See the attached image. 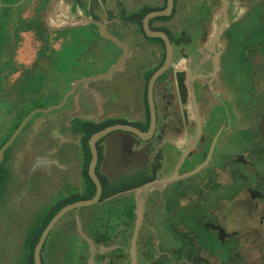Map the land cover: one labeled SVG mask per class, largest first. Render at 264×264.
I'll list each match as a JSON object with an SVG mask.
<instances>
[{
	"label": "flooded vegetation",
	"instance_id": "obj_1",
	"mask_svg": "<svg viewBox=\"0 0 264 264\" xmlns=\"http://www.w3.org/2000/svg\"><path fill=\"white\" fill-rule=\"evenodd\" d=\"M28 1L0 0V264H264V0ZM115 125L145 137L96 142L83 206Z\"/></svg>",
	"mask_w": 264,
	"mask_h": 264
},
{
	"label": "water",
	"instance_id": "obj_2",
	"mask_svg": "<svg viewBox=\"0 0 264 264\" xmlns=\"http://www.w3.org/2000/svg\"><path fill=\"white\" fill-rule=\"evenodd\" d=\"M172 1L173 0H168V6L170 7L172 5ZM161 13L160 12H155V13H152L149 15V17L151 16H154V15H160ZM109 38L112 39V40H115L111 35H109ZM163 70V68H161L155 75H154V78L159 75L161 73V71ZM152 107V106H151ZM153 110V108H152ZM152 117H153V114H152ZM118 129H126V130H129V131H132L134 133H136L137 135H139L140 137L144 138L145 136L143 135V133H141L140 131L134 129V128H131V127H121V126H108L104 129H101L97 132H95L94 134H92L89 138V148H90V152H91V160L89 162V166H88V174L92 180V182L94 183L95 185V193L93 195V197L83 201L81 203V205L83 206H90V205H93L95 203L98 202L100 196H101V193H102V187H101V183L97 177V175L95 174V167H96V163H97V159H98V156H97V150H96V142L101 139L102 137L106 136L109 132L111 131H114V130H118ZM156 183V182H155ZM154 184V183H149V184H146L144 186H142L140 188V195H139V198H138V208L141 209V205H142V198L144 196V194H146V192L148 191V189L150 188V186ZM66 211V208L62 209V211H60L59 213H57L54 217V219L52 220L50 226L56 222V220L62 216L64 214V212ZM49 229V227L47 228V230ZM47 230L44 232V235L42 236V239L40 241V243L42 242L43 238L45 237V234L47 233ZM38 251H39V246L37 247V251H36V258H38Z\"/></svg>",
	"mask_w": 264,
	"mask_h": 264
},
{
	"label": "trees",
	"instance_id": "obj_3",
	"mask_svg": "<svg viewBox=\"0 0 264 264\" xmlns=\"http://www.w3.org/2000/svg\"><path fill=\"white\" fill-rule=\"evenodd\" d=\"M89 157H90V155H89ZM88 183L90 184L91 191L88 193L87 198L93 196V194L95 192V187H94L92 181L89 178H88ZM112 193H113V191H109V190L108 191H104L103 197H107V196L111 195Z\"/></svg>",
	"mask_w": 264,
	"mask_h": 264
},
{
	"label": "rangeland",
	"instance_id": "obj_4",
	"mask_svg": "<svg viewBox=\"0 0 264 264\" xmlns=\"http://www.w3.org/2000/svg\"><path fill=\"white\" fill-rule=\"evenodd\" d=\"M30 2H31V0H29L28 3H25V4H24V7H29V6H30ZM87 35H89V34H87ZM93 205H94V204H93ZM92 207L94 208V206H92Z\"/></svg>",
	"mask_w": 264,
	"mask_h": 264
}]
</instances>
